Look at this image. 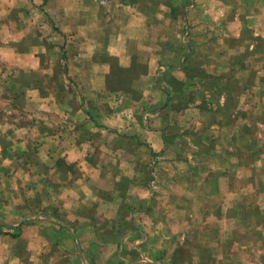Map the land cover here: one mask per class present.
Instances as JSON below:
<instances>
[{"label":"crops","instance_id":"1","mask_svg":"<svg viewBox=\"0 0 264 264\" xmlns=\"http://www.w3.org/2000/svg\"><path fill=\"white\" fill-rule=\"evenodd\" d=\"M205 5L0 0V264H264V35Z\"/></svg>","mask_w":264,"mask_h":264},{"label":"rangeland","instance_id":"2","mask_svg":"<svg viewBox=\"0 0 264 264\" xmlns=\"http://www.w3.org/2000/svg\"><path fill=\"white\" fill-rule=\"evenodd\" d=\"M206 3V7L210 12H215L213 15H209L207 22L209 23H216L220 22L221 26L230 25V24H238L241 21L243 22V31L241 29V34H246L248 36L252 35V32H258L260 35H264V0H204ZM222 3H219L221 2ZM245 19V20H244ZM10 26L14 29V23L13 21L9 20V17L3 16V21L0 20V40L6 39V35L9 34V30L5 29V26ZM249 26V28L247 27ZM252 26V27H251ZM227 28V27H226ZM247 28V30H246ZM252 29V31H250ZM228 30V29H227ZM238 28H236L237 32ZM232 31H227L228 35H225L223 33V43L225 40H231L232 37ZM17 33V32H16ZM14 33V34H16ZM33 34V33H32ZM34 36V34H33ZM257 41V42H256ZM239 43V42H237ZM255 46H259V49L264 50V40L262 39H256L254 42ZM231 51L232 54H241L243 53V50H240L239 47L236 49L232 48L235 45V42L231 40L230 42ZM225 54H229L228 52H224ZM223 53V54H224ZM261 64V63H260ZM225 66V64H223ZM224 68V67H223ZM225 69V68H224ZM228 72V71H226ZM5 79H0V102L4 101L5 105H7V100H4V97L1 96L2 92H4L5 89ZM14 81V80H13ZM16 84V83H15ZM17 85V84H16ZM19 85V83H18ZM261 114V112H259ZM259 134L262 135L261 129L258 130ZM5 162V160L1 159L0 157V163ZM21 159H15L14 165L17 166L20 164ZM260 166V165H258ZM4 203V202H3ZM13 204L15 206H19L18 209H24L25 207L28 208V201L23 199L22 197L16 198L13 201ZM256 235V234H255ZM256 238V236H254Z\"/></svg>","mask_w":264,"mask_h":264},{"label":"trees","instance_id":"3","mask_svg":"<svg viewBox=\"0 0 264 264\" xmlns=\"http://www.w3.org/2000/svg\"><path fill=\"white\" fill-rule=\"evenodd\" d=\"M126 70L128 72H130V73H137V70L133 66H131L130 68L125 69V74L128 73ZM125 78H126V81L125 80H122L123 85H126L127 84V87H130L131 88L130 84L132 83V81H128V77H125Z\"/></svg>","mask_w":264,"mask_h":264}]
</instances>
